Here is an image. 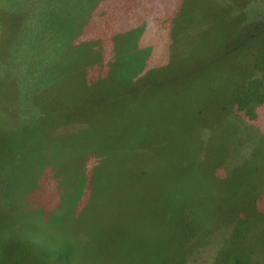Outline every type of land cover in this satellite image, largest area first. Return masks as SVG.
Returning a JSON list of instances; mask_svg holds the SVG:
<instances>
[{
  "label": "rangeland",
  "instance_id": "obj_1",
  "mask_svg": "<svg viewBox=\"0 0 264 264\" xmlns=\"http://www.w3.org/2000/svg\"><path fill=\"white\" fill-rule=\"evenodd\" d=\"M6 1L16 3L15 0H0V42H3L0 44V116L6 113L9 117L37 119L41 106L39 103L36 105L34 96L26 97L27 93L37 87H31V83L38 82L35 80L36 75L40 76L43 71L54 67L57 72L71 71L85 61L90 62L85 54L87 52L92 55L91 62L96 58L99 61L109 59L110 62L115 56V67L121 69L124 57H128L122 71L124 79H128L134 72L133 65L138 66L136 72L140 75L146 63L148 70L156 65L170 68L174 60L194 56L202 57L204 62L214 63L213 77L221 82L216 85L217 90L212 97L201 96L204 87L201 88L200 98H195L193 94L198 91L196 85L183 89L172 82L145 79L143 85L134 89L131 99L137 98L149 106L141 111L142 117L158 118L160 135L164 138L160 140L163 143L164 140H174L169 124L179 118L190 101L195 102L198 117L205 120L207 133L221 136L225 131L228 132V144L215 152L214 160L210 163L214 177L223 180L225 189L219 181H214L207 192L210 196L226 198L227 201L222 205L223 221H216L213 214L209 216L207 227L194 229L197 234L195 238L186 240L187 244L184 241L182 245L169 247V255H164V251L161 253L164 262L152 247L149 248L151 257H140L138 260L133 259L137 257L126 255L117 260L112 244H94L101 235V208L98 203L95 208L99 209L88 214L89 220L94 221L93 227L81 228L76 232L80 240L78 242L71 243L74 233L73 236L63 238L66 228L60 227V224L62 217L70 218L68 212L54 214L50 226L57 229H39L32 225L25 227L19 220L24 218L20 215L23 199L17 196L26 192V181L22 176L13 174L12 167L4 166L0 168V264H264V105L256 103L248 113L257 114V123L239 114H231V106L223 107L233 94L247 89L261 72L259 67L264 64V54H248L240 58L235 70L230 71L232 58L229 48L238 34L242 33V36L258 24L263 33L255 40L242 41L259 44L264 49V0H37L29 8L24 4L25 1L17 0V7L21 11L18 27L25 38H28V30L32 31L36 40L31 43L25 42L22 36H16V31L9 27L11 21L8 14L16 8L4 6ZM36 3L44 5L42 7ZM45 5L58 8L56 12H50L49 19L45 17ZM58 19H64L63 23H58ZM39 22L45 23L40 37L32 30L35 27L39 31V24H36ZM71 22L75 26L66 27L65 23ZM134 22L145 24V34L142 33L138 39L141 42L140 48L137 47V36L141 32L130 31L136 26ZM186 23L197 26L204 24L207 30L205 38H192L193 32L182 31L180 26ZM12 28H16V24ZM56 35L58 40H65L62 53H58V40H54ZM121 36L124 39L121 40ZM179 37L184 38L178 40ZM203 43L213 48L200 55L197 49ZM105 50L108 53H103ZM25 58L31 62L24 63ZM104 64L110 65L108 62ZM98 68L95 64L83 63V69L92 75L90 83L101 78ZM254 68L255 73H251ZM172 74L179 75L176 71ZM52 77L51 72L46 78ZM199 131V140L192 137L187 140V136L184 141L205 147L209 136L205 135V141L203 128ZM181 137L175 139V146H178ZM5 149L0 147V152ZM172 153L181 157L178 150ZM57 156L59 160L65 157L64 154ZM189 157L194 162L198 155L194 153ZM190 165L187 169H190ZM84 176L85 182L74 191L78 201H81L85 190ZM241 180L255 186L260 197L256 201L258 208H255L250 218L240 203ZM31 181L36 187L33 194L38 195V181ZM57 195V190L47 188L40 193V197L51 202L56 200ZM70 196L66 192L62 195L65 198L61 201L66 207L65 211L75 204ZM230 199L233 201L230 202ZM208 200L216 205L214 199ZM212 211L210 208L208 213ZM215 212L219 214L216 207ZM230 216L233 218L226 221ZM163 225L177 229L179 223ZM187 231L183 226L177 236L185 240L187 237L183 233ZM42 233H46L50 245H41L38 241V235ZM179 240L174 236L175 243H179ZM84 243L92 245L83 248ZM67 246L77 248V254L68 255Z\"/></svg>",
  "mask_w": 264,
  "mask_h": 264
},
{
  "label": "trees",
  "instance_id": "obj_2",
  "mask_svg": "<svg viewBox=\"0 0 264 264\" xmlns=\"http://www.w3.org/2000/svg\"><path fill=\"white\" fill-rule=\"evenodd\" d=\"M23 1L27 8L37 2ZM15 2L12 4L6 1L4 6L11 5L16 8L8 14L11 21L9 27L16 31V36L21 37L18 27L21 11L17 7V0ZM35 5L43 7L44 4ZM53 6L45 5L46 19H49L50 12L58 9ZM48 7L53 9H47ZM63 21L64 19H58V23ZM15 24L16 28H12ZM36 24H39V31L33 26L32 30L40 37L45 23ZM65 24L70 28L75 26L72 25L74 22ZM135 25L130 31L141 32L137 36L138 41L141 34H145V24L140 22ZM127 27L130 28L131 24ZM180 28L182 31L193 32L192 38L203 39L206 36L204 24L197 26L186 23ZM262 33L256 24L242 36V33L237 35V39L232 41L229 48L232 58L230 71L235 70L240 58L248 54H264L263 46L242 41L255 40ZM4 38L6 39V35ZM22 38L27 43L36 40L29 30L28 38ZM183 38L179 37L178 40ZM122 39L124 37L121 36ZM54 40H58L57 35ZM2 43L1 41L0 44ZM138 43L137 47L140 48L141 42ZM64 48L65 40H58V53H62ZM212 48L213 46L203 43L197 50L203 55ZM85 54L90 62L82 61L83 63L99 66L101 78L96 82L90 83L92 75L83 69V63L71 71L57 72L55 67L47 69L40 76L36 75L35 80L38 82L31 83V87H37L26 94V97H35L36 105L40 104V116L35 120L28 117H9L6 113L0 116V147H6L4 152H0V168L9 165L13 168V174L22 176L26 181V192L17 196L23 199L20 215L24 218L19 220L25 227L32 225L39 229L54 230L57 228L50 226L54 214L68 212L70 218L62 217L60 224V227L66 228L63 238L73 236L74 233L71 243L78 242L80 240L76 237V232L81 228L93 227L94 221L89 220L88 214L99 209L95 208L98 203L101 208V235L94 244H112L117 260L126 255L137 257L133 259L138 260L140 257H151L150 247L157 251L158 256H161L163 251L164 255H169V247L182 245L184 241L197 236L194 229L202 230L207 227L206 220L212 214L216 221H223L222 205L227 201L226 198L210 196L207 192L212 188L214 181H219L225 189L223 180L214 177L210 163L214 160L215 152L228 144V132L225 131L221 136L207 133L205 120L198 117L195 102L190 101V105L183 108L179 118L169 124L174 140H164L163 143L160 140L164 138L160 135L158 118L142 117L141 111L149 106L137 98H131L134 89L143 85L145 79L172 82L183 89L196 85L198 91L193 94L195 98H200L201 88L204 87L205 91L201 96L212 97L217 90L216 85L221 82L213 77L215 64L204 62L202 57H185L174 60L170 68L156 65L148 70L146 63L140 75L136 72L138 66L133 65L134 72L128 79H124L122 71L128 57L127 60L124 57L121 69L115 67V56L110 62L109 59L99 61L98 58L91 62L92 55L88 52ZM23 61L31 62L28 58ZM105 62L110 65L104 64ZM92 68L96 70L95 67ZM254 70L255 68L251 73H255ZM259 70L261 72L256 73L258 76L247 89L233 94L223 105L231 106V114H239L251 122L255 121L254 123H257V114L248 115L250 109L256 103L259 106L264 105V64ZM173 71L179 75L174 76ZM51 72L53 77L47 79ZM232 82L234 83V79ZM221 98L225 99V96L221 95ZM201 128L205 141V135L209 136L205 147L184 141L187 136V140L191 139L190 137L199 140ZM178 136L182 137L178 146H175ZM173 150H178L181 157L175 156ZM194 153L198 155L195 163L189 157ZM57 154H64L65 157L59 160ZM189 164L190 169H187ZM84 174L85 190L81 201H78L74 191L85 182ZM30 178L38 181L37 196L33 194L36 187ZM240 183V203L250 218L255 208H258L256 201L260 197L255 186L242 180ZM45 188L57 190L58 195L54 202L40 197ZM65 192L67 196L71 195L70 200L74 199L72 203H75L68 211H65L66 207L61 202L65 199L62 198ZM208 199H214L216 205ZM231 201L233 199H230ZM215 207L219 214H216ZM210 208L213 211L208 213ZM231 218L233 216L226 221ZM172 222L179 223L177 229H169L163 225ZM183 226L189 230L182 232L184 237H187L185 240L177 236ZM174 236L181 239L179 243L174 242ZM38 239L41 245H50L46 233L38 235ZM184 244H187V241ZM85 245L91 247L92 243H84L83 248ZM66 248L68 255L77 254V248ZM142 253L145 256L141 255ZM161 259L164 262L163 256Z\"/></svg>",
  "mask_w": 264,
  "mask_h": 264
}]
</instances>
